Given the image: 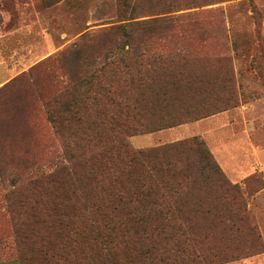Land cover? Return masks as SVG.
Here are the masks:
<instances>
[{
  "label": "rangeland",
  "instance_id": "rangeland-1",
  "mask_svg": "<svg viewBox=\"0 0 264 264\" xmlns=\"http://www.w3.org/2000/svg\"><path fill=\"white\" fill-rule=\"evenodd\" d=\"M191 10L201 14L184 20L166 49L193 55L190 70L206 79L203 88L216 106L233 100L207 117L133 135L128 143L141 149L203 140L229 180L241 185L248 221L261 242L243 231L213 264H264V0H220L180 12ZM125 22L119 0H0V264H111L107 257L114 264H144L130 224L116 229L115 243L102 257L88 246L89 237H80L78 250L66 257V242L56 232L52 174L68 162V144L76 138L56 133L48 102L104 42L97 36L79 56L82 34L99 35ZM60 204L83 228L88 218L79 216L80 192H69ZM191 222L220 220L206 215Z\"/></svg>",
  "mask_w": 264,
  "mask_h": 264
},
{
  "label": "trees",
  "instance_id": "trees-1",
  "mask_svg": "<svg viewBox=\"0 0 264 264\" xmlns=\"http://www.w3.org/2000/svg\"><path fill=\"white\" fill-rule=\"evenodd\" d=\"M217 1L119 0L120 20L127 22L99 35L82 34L75 49L79 56L97 36L104 42L48 102L56 133L76 138L68 144V162L58 163L52 174L56 232L66 242V257L78 250L80 237H89L88 246H96L102 257L114 245L116 229L128 224L144 264H213L243 231L257 235L241 185L229 180L203 140L141 149L128 143L133 135L207 117L233 100L216 106L203 88L206 79L190 70L193 55L165 46L184 20L201 14L180 11ZM69 192L82 195L79 216L88 218L83 228L60 204ZM206 215L220 223L191 222Z\"/></svg>",
  "mask_w": 264,
  "mask_h": 264
},
{
  "label": "crops",
  "instance_id": "crops-1",
  "mask_svg": "<svg viewBox=\"0 0 264 264\" xmlns=\"http://www.w3.org/2000/svg\"><path fill=\"white\" fill-rule=\"evenodd\" d=\"M242 171H243V170H239V171H237V173H243Z\"/></svg>",
  "mask_w": 264,
  "mask_h": 264
}]
</instances>
